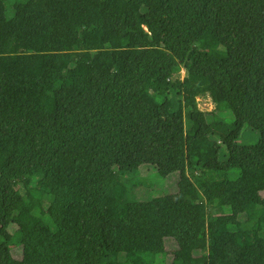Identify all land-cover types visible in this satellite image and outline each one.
Wrapping results in <instances>:
<instances>
[{
  "label": "trees",
  "instance_id": "obj_1",
  "mask_svg": "<svg viewBox=\"0 0 264 264\" xmlns=\"http://www.w3.org/2000/svg\"><path fill=\"white\" fill-rule=\"evenodd\" d=\"M145 165L177 191L135 195ZM166 238L164 264H264V0H0V264Z\"/></svg>",
  "mask_w": 264,
  "mask_h": 264
},
{
  "label": "rangeland",
  "instance_id": "obj_2",
  "mask_svg": "<svg viewBox=\"0 0 264 264\" xmlns=\"http://www.w3.org/2000/svg\"><path fill=\"white\" fill-rule=\"evenodd\" d=\"M179 73L180 77H183L184 73L183 71L177 72ZM197 104L198 108L201 111H204L207 113V117L211 119V112H214V105L211 102L209 98H198L197 99ZM215 114L223 118L225 121H228L232 119V115L229 111L225 112L224 109H221L218 112H215ZM210 128L213 130V132H217L218 134H224L225 133V126L222 125H217V124H212ZM258 140V134L255 132H252L249 128H245L239 139L238 142L239 144L242 145H253L257 142ZM124 179L128 180L129 184L128 186H132V190L134 191L135 195L141 197V199H151L157 196H162L166 194H171L175 193L177 191V183L179 180V175L178 173H173L170 174L169 176L162 178L160 177L155 169L152 166H143L140 170L136 171L133 174L127 175L124 177ZM138 184L144 186H139ZM206 194L208 192L206 191ZM140 199V198H139ZM165 243V253L166 254H159L152 256V264H164L168 263L169 261V255L172 249L175 248V245L173 241L170 238H166L164 240ZM121 256H124L125 254H119ZM133 255H131L132 257ZM16 258L20 257V251H18L15 254ZM116 255L113 254L111 256V260L114 261L116 260ZM135 257V256H133Z\"/></svg>",
  "mask_w": 264,
  "mask_h": 264
}]
</instances>
